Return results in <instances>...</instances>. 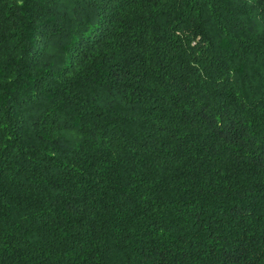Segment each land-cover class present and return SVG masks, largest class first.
Wrapping results in <instances>:
<instances>
[{
	"label": "trees",
	"instance_id": "trees-1",
	"mask_svg": "<svg viewBox=\"0 0 264 264\" xmlns=\"http://www.w3.org/2000/svg\"><path fill=\"white\" fill-rule=\"evenodd\" d=\"M0 264H264V0H0Z\"/></svg>",
	"mask_w": 264,
	"mask_h": 264
}]
</instances>
